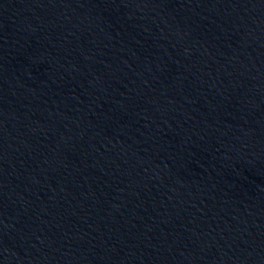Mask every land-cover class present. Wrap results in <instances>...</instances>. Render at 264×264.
I'll return each instance as SVG.
<instances>
[{
    "label": "water",
    "instance_id": "1",
    "mask_svg": "<svg viewBox=\"0 0 264 264\" xmlns=\"http://www.w3.org/2000/svg\"><path fill=\"white\" fill-rule=\"evenodd\" d=\"M0 264H85L24 210L0 194Z\"/></svg>",
    "mask_w": 264,
    "mask_h": 264
}]
</instances>
